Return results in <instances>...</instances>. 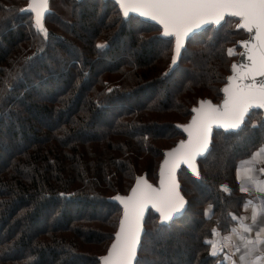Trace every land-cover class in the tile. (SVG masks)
<instances>
[{
  "label": "trees",
  "instance_id": "trees-1",
  "mask_svg": "<svg viewBox=\"0 0 264 264\" xmlns=\"http://www.w3.org/2000/svg\"><path fill=\"white\" fill-rule=\"evenodd\" d=\"M22 2L0 0V264H102L123 213L114 197L138 177L158 183L164 152L186 138L178 125L200 100L220 104L250 33L227 17L173 67L174 38L114 1L49 0L47 37ZM262 147L261 111L215 130L199 177L178 173L184 213H149L135 264H224L207 242L243 218L237 173Z\"/></svg>",
  "mask_w": 264,
  "mask_h": 264
},
{
  "label": "snow or ice",
  "instance_id": "snow-or-ice-1",
  "mask_svg": "<svg viewBox=\"0 0 264 264\" xmlns=\"http://www.w3.org/2000/svg\"><path fill=\"white\" fill-rule=\"evenodd\" d=\"M116 3L125 17L130 12H135L163 25L164 35L175 38L177 56L189 33L208 22L220 24L226 15L240 18L241 22L237 27L249 32L255 31V40L245 42L249 63L232 66L233 75L228 77L229 83L223 89V104L214 105L208 100L200 101V107L193 109L196 115L192 117L190 124L181 126L187 132L188 139L181 140L165 154L166 158L160 170V186L154 187L143 177H138L131 195L114 197L123 204V217L115 235V242L108 254L100 259L103 264H133L143 227L145 207H155L161 221L171 220L183 208L185 200L178 190L176 169L184 163L199 177L196 158L209 148L212 125L219 124L226 129L238 128L250 107L256 105L264 108V82L259 85L254 82L256 76L264 77V0H116ZM25 10L35 13L36 27L47 37L48 32L42 21L48 10V0H30ZM229 54H232L231 49ZM172 62L175 64L176 56ZM245 80L252 82L244 83ZM260 161H264V147L252 153L247 161H243L237 174L242 181L252 183L256 191L264 192V180L254 175L255 164ZM260 171L264 172V169ZM241 191L247 192L249 189L242 185ZM244 207L252 208V223H244L248 217H233L240 220V224L231 230L241 241L236 251L241 252V248L244 249L239 256V264H264V220L259 222L254 238L244 235L251 233L253 225L258 224V217L264 213V202L254 203L249 200L244 203ZM214 235L217 238L207 243L211 245L212 255H217L223 245L220 233L214 230ZM227 239L231 242L232 236ZM225 259L229 260V264H237L227 256Z\"/></svg>",
  "mask_w": 264,
  "mask_h": 264
},
{
  "label": "water",
  "instance_id": "water-1",
  "mask_svg": "<svg viewBox=\"0 0 264 264\" xmlns=\"http://www.w3.org/2000/svg\"><path fill=\"white\" fill-rule=\"evenodd\" d=\"M111 1H114V2H116V0H111ZM48 3H49V0H48ZM30 13H33V14H35L34 12H32V11H30V10H28ZM122 11V10H121ZM48 12V10L45 12V14H44V17H45V15H46V13ZM130 15H136V16H139V17H141V18H143L144 20H147V21H150V22H152V23H155V24H157V25H159L162 29H163V25H161L157 20H153V19H151L150 17H147V16H142V15H140L139 13H135V12H130L129 13V15L127 16V17H129ZM44 17H43V19H44ZM227 17H232V16H228V15H226L225 16V19L223 20V21H221V23L220 24H216V23H214V22H208V23H206V24H204V25H202L201 27H199V28H197V29H194L193 30V32H191V33H189V35L185 38V40H184V43H183V46H182V48H181V50H180V53H179V55L177 56L176 55V53H175V38H174V36H165L164 35V32H162V36L163 37H173L174 38V56H176V62H175V64H172L173 65V67H175L177 64H178V62H179V60H180V58H181V55H182V52L185 50V48H186V45H187V42L191 39V38H193V37H195L196 35H198V34H200V33H202V32H204L205 30H208L209 28H212V27H219V26H221L224 22H225V20H226V18ZM42 23H43V21H42ZM244 29V28H243ZM246 31H248L247 29H245ZM249 32V31H248ZM250 33V41H245V42H251V41H254L255 40V31L253 30L252 32H249ZM245 42L242 44V46H243V51H242V53H241V57H240V59L237 61V62H235L234 64L235 65H241V64H248L249 63V58H248V48H246L245 47ZM250 46V45H249ZM233 64V65H234ZM232 65V66H233ZM231 75H233V72H232V68H231ZM249 82H252V81H250V80H245L244 81V83H249ZM255 83H257L258 85L261 83V82H264V77H262V76H256L255 77V81H254ZM228 83H229V80H228ZM226 86V85H225ZM224 86V87H225ZM224 87H223V89H224ZM223 95H224V98H223V100L220 102V104H216V103H214V102H212L211 100H208V101H211L212 102V104H214V105H222L223 104V101H224V99H225V93L223 92ZM200 101H202V100H200ZM200 101H199V104H198V106H195L194 108H198V107H200ZM193 108V109H194ZM193 109H192V112H193V115H192V117L194 116V115H196V113L193 111ZM253 111H261V112H263L264 113V108H260L259 106H256V105H253L252 107H250L249 108V110H248V112L245 114V117H244V120L242 121V123L240 124V126L238 127V128H224L222 125H219V124H214V125H212V130H211V133H210V139H209V148H210V146H211V144H212V140H213V135H214V131L215 130H223V131H225V132H237V131H239L243 126H244V124H245V122L247 121V119H248V116L251 114V112H253ZM192 117H191V119H190V121L187 123V124H184V125H188V124H190V122H191V120H192ZM181 126H183V125H178V128L185 134V139H183V140H187L188 139V134H187V132H185L184 131V129H183V127H181ZM180 142V141H179ZM179 142H178V144H179ZM177 144V145H178ZM176 145V146H177ZM176 146H174V147H176ZM174 147H172V148H174ZM171 148V149H172ZM209 148H208V150H209ZM171 149H168V150H166L165 152H164V157H163V159H162V161H161V164H160V168H159V177H158V183L156 184V185H154V184H152L154 187H159L160 186V170H161V167H162V165H163V161L165 160V158H166V153L169 151V150H171ZM208 150H206L204 153H202L201 155H199L197 158H196V164H197V167H198V160L200 159V158H202V157H204L205 155H206V153L208 152ZM182 168H186V169H188L190 172H191V169H189L188 167H187V165L186 164H184V163H181L180 165H179V167L176 169V172H175V176H176V181H177V183H178V185H179V181H178V173H179V171L182 169ZM198 170H199V168H198ZM192 173V172H191ZM195 175V174H194ZM143 178L144 179H146L147 180V178H146V176H143ZM147 182H148V180H147ZM137 183V182H136ZM149 183V182H148ZM150 184V183H149ZM136 186V185H135ZM134 186V187H135ZM133 187V188H134ZM132 188V189H133ZM179 192H180V194L182 195V193H181V190H180V185H179ZM131 192H132V190L130 191V193L128 194V195H120V196H129V195H131ZM183 196V195H182ZM184 197V196H183ZM184 200H185V198H184ZM114 201H116V202H118L120 205H121V207H122V209H123V204H121L119 201H117V200H114ZM186 200H185V204H184V206H183V208L182 209H180V211L179 212H177V213H175L174 215H173V218L171 219V220H169V221H162V222H170V221H172V220H174V219H176V218H178L179 216H181L183 213H184V211H185V209H186ZM154 211V212H156L159 216H160V214H159V212L156 210V208L155 207H153L152 205H148V206H146L145 207V209H144V214H143V219H142V231H141V234H140V240H139V244H138V246H137V252H136V257H135V259H134V261H133V264H135V262H136V260H137V257H138V252H139V250H140V247H141V242H142V238H143V235H144V232H145V222H146V219H147V217H148V215H149V213L151 212V211ZM122 217H123V213H122ZM122 217H121V219H122ZM119 231V227H118V230H117V232ZM116 235V234H115ZM115 242V238H114V240H113V242H112V244ZM111 244V245H112ZM110 248H111V246H110ZM109 248V249H110ZM109 251V250H108ZM108 254V253H107ZM102 264H103V261H102Z\"/></svg>",
  "mask_w": 264,
  "mask_h": 264
},
{
  "label": "crops",
  "instance_id": "crops-1",
  "mask_svg": "<svg viewBox=\"0 0 264 264\" xmlns=\"http://www.w3.org/2000/svg\"><path fill=\"white\" fill-rule=\"evenodd\" d=\"M259 166L262 167L264 165L260 164ZM258 173H259V175L257 177H259L261 180H264V178L260 176L259 171H258ZM240 180H241V178H240ZM245 183H248V182L246 181ZM242 184H243V181H242ZM249 200H252L254 203L264 202V192H258L257 191L253 195L249 194ZM251 214H252V208L251 207L246 208L243 217H248L249 219L245 220L244 223H246V224L252 223ZM261 220H264V213L261 214V217H258V224L253 225V231L251 233H244V235L247 237H250V238H254L255 232H256V230H258L259 222ZM239 224H240V220L237 222V224L235 225L234 228L238 227ZM239 231L243 232L242 229H240ZM230 235L232 236L231 242L228 241V239H227V237H229ZM220 241H221V244L223 245V247H222V250L217 253V255L219 254L222 256L224 264H229V260L225 259L226 256L232 260H235L237 262V264H239V256H240L241 252L244 251V249L241 248V252L236 251V248L238 246H240V244H241V241L239 240L237 235H235L231 231L230 233H228L226 235H222V236L220 235Z\"/></svg>",
  "mask_w": 264,
  "mask_h": 264
},
{
  "label": "rangeland",
  "instance_id": "rangeland-1",
  "mask_svg": "<svg viewBox=\"0 0 264 264\" xmlns=\"http://www.w3.org/2000/svg\"><path fill=\"white\" fill-rule=\"evenodd\" d=\"M52 2V1H51ZM22 4L25 6V8H27L28 7V5H29V2L28 3H23L22 2ZM53 6H55V8L57 7V8H60V6H62V4H58V2H54V3H50V9H53ZM241 21H240V18H236V17H234V19H231V20H228V24L227 25H231L232 26V28H235V29H239V27H237V25L240 23ZM241 33H242V42L243 41H250V35H248L246 32H244V31H241ZM249 37V38H248ZM234 53H236V51L234 52ZM237 55L239 54L238 52L236 53ZM238 60V59H237ZM219 100V99H218ZM260 164H263L264 165V161H260V162H258V163H256L255 164V166L256 165H260ZM254 175L255 176H258L259 175V173H258V171H256L255 173H254ZM153 178V177H152ZM241 178V177H240ZM241 181H242V179H241ZM148 182L150 183V184H154V185H156L155 184V182H154V179H151V181H149L148 180ZM246 181H243V186L244 187H247L248 189H249V191H247L250 195H253V194H255L257 191L255 190V188H254V186L252 185V183H250V182H248V183H245ZM215 238H217L215 235L209 240V241H212V240H214Z\"/></svg>",
  "mask_w": 264,
  "mask_h": 264
}]
</instances>
